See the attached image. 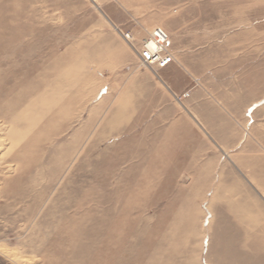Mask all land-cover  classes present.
Returning <instances> with one entry per match:
<instances>
[{"label": "rangeland", "instance_id": "374dc122", "mask_svg": "<svg viewBox=\"0 0 264 264\" xmlns=\"http://www.w3.org/2000/svg\"><path fill=\"white\" fill-rule=\"evenodd\" d=\"M0 264H264V0H0Z\"/></svg>", "mask_w": 264, "mask_h": 264}, {"label": "built area", "instance_id": "2783aa9c", "mask_svg": "<svg viewBox=\"0 0 264 264\" xmlns=\"http://www.w3.org/2000/svg\"><path fill=\"white\" fill-rule=\"evenodd\" d=\"M168 41V32L162 27H155L138 53L141 65L150 69H160L170 65L174 55L167 48ZM150 44H153V47Z\"/></svg>", "mask_w": 264, "mask_h": 264}, {"label": "crops", "instance_id": "0c3cea01", "mask_svg": "<svg viewBox=\"0 0 264 264\" xmlns=\"http://www.w3.org/2000/svg\"><path fill=\"white\" fill-rule=\"evenodd\" d=\"M139 45L140 44H138V45H136V47L138 48L139 47ZM127 52V51H126ZM136 56H137V54H136V52H135V54L134 55H132L131 56V54L130 53H127V58H120V61H117L116 62V65H115V67H117L118 69H120V70H125V68L129 65V64H132L131 63V60H135L136 59ZM133 63H135V61L133 62ZM175 67H174V65H173V63L172 64H170V65H168L166 68H165V70H167V71H170V70H172V69H174ZM125 74V73H124ZM124 74H122L121 75V77H120V79H121V83H120V87H135V85H136V83L133 81V79H132V81H131V84L130 83H124V81L126 80L125 79V75ZM130 75H133V76H137V77H142V78H144V79H147V78H149L150 80H152V77H151V75H150V73H148V72H146V71H142L141 69L140 70H138V69H135L134 71H132V72H130ZM140 87H160V86H157L155 83H153V82H151V83H146V84H142V85H139ZM115 87H116V85H115ZM163 87H167V86H163ZM196 114V120H197V122L198 123H200L201 124V126H202V128L204 129V131H206V133H210V135H211V138L212 139H215L214 141H216L217 140V143H218V139L220 140V136H217V133H216V130L210 125V122L208 121V119L205 117V116H203V115H201V114H199V113H195ZM222 146V145H221ZM238 168V167H237ZM238 170H240V171H248V169L246 168V164H243V167H239L238 168ZM227 171H234V169H231V168H227Z\"/></svg>", "mask_w": 264, "mask_h": 264}, {"label": "bare ground", "instance_id": "6f19581e", "mask_svg": "<svg viewBox=\"0 0 264 264\" xmlns=\"http://www.w3.org/2000/svg\"><path fill=\"white\" fill-rule=\"evenodd\" d=\"M131 38V37H130ZM151 47H153V44H150ZM138 55V54H137Z\"/></svg>", "mask_w": 264, "mask_h": 264}]
</instances>
